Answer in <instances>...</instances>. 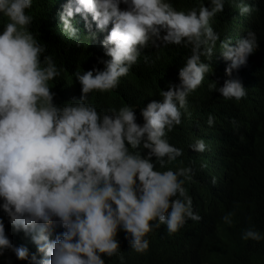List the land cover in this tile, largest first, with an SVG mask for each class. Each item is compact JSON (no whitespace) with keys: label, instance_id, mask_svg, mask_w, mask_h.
Wrapping results in <instances>:
<instances>
[{"label":"clouds","instance_id":"obj_1","mask_svg":"<svg viewBox=\"0 0 264 264\" xmlns=\"http://www.w3.org/2000/svg\"><path fill=\"white\" fill-rule=\"evenodd\" d=\"M225 3L208 0L183 10L171 0H67L60 13L62 33L79 37L77 14L89 29L93 22L99 31L111 25L103 40L111 59L102 60L103 70L77 71L80 97L57 104L49 82L61 75V68L30 30L33 17L27 10L33 0H0V209L12 228L30 235L48 259L40 261L26 245H14L3 218L0 256L12 250L30 264H105L103 256L120 253L121 230L131 249L143 253L153 229L166 225L172 234L188 219H201L185 187L192 169L168 168L182 149L169 142L167 133L182 123L189 95L213 71L210 61L220 35L212 21ZM233 4L241 15L254 11L244 0ZM95 35L90 32V37ZM158 41L191 50L179 69V82L161 89L160 100L146 107L124 104L102 110L87 102L93 91L117 88L142 50ZM258 46L252 30L234 46L231 40L220 42L221 54L230 62L226 74L246 64ZM210 87L226 100L247 95L237 79ZM215 122L210 114L207 123ZM190 147L203 152L206 143L197 139ZM234 215L229 211L221 220L232 226ZM59 226L64 230L52 238ZM241 238L260 241L264 234L249 226Z\"/></svg>","mask_w":264,"mask_h":264},{"label":"trees","instance_id":"obj_2","mask_svg":"<svg viewBox=\"0 0 264 264\" xmlns=\"http://www.w3.org/2000/svg\"><path fill=\"white\" fill-rule=\"evenodd\" d=\"M171 2L177 9L187 10L201 2L207 4L208 0ZM244 2L254 8L250 15H241L233 0H226L224 11L212 21V27L220 35L210 61L213 71L206 74L202 84L189 95L182 123L167 133L169 142L182 149V155L168 168L192 169L185 187L201 219H188L172 234L168 233L166 225L153 229L147 234L149 249L143 253L131 249L126 233L121 230L117 236L120 253L111 258L103 256L105 264H264V239L241 238L242 231L249 226L264 234V0ZM66 3L67 0H33L27 10L33 17L30 30L46 46L45 54L51 55L61 68V75L49 82L57 104L80 97L77 71L103 70L102 60L111 59L103 46L111 25L106 31H99L93 22L89 29L77 14L79 37L69 38L62 33L60 13ZM3 23L0 18V30ZM249 30L256 32L259 46L249 55L246 64L233 69L228 76L225 69L230 62L222 56L220 42L231 40L234 46ZM90 32L96 35L90 37ZM157 44L142 50L138 63L121 77L117 88L110 92L93 91L88 94L87 102L102 110L124 104L146 107L150 101L160 100L161 89L168 90L170 85L179 82V69L191 50L183 45H165L162 41ZM228 79L239 80L246 88V97L240 101L226 100L210 87L218 89ZM210 114L216 118L214 126L207 123ZM138 123H143V117L138 118ZM197 139L205 141V151L196 152L190 147ZM229 211L235 213L232 226L221 220ZM0 218L4 219L6 234L14 245H26L30 256L35 254L40 261L48 259L37 251L30 235L12 228L2 209ZM63 230L57 227L52 238ZM0 264L30 262L17 259L14 252L8 250L0 256Z\"/></svg>","mask_w":264,"mask_h":264}]
</instances>
